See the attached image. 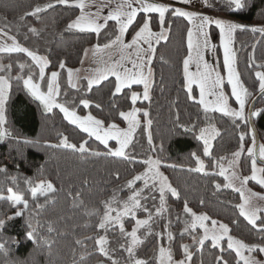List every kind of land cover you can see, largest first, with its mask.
<instances>
[{"label": "snow or ice", "instance_id": "6c2138e0", "mask_svg": "<svg viewBox=\"0 0 264 264\" xmlns=\"http://www.w3.org/2000/svg\"><path fill=\"white\" fill-rule=\"evenodd\" d=\"M58 6L73 13L66 31L95 34L96 43L83 49V56L88 58L91 54L98 67L84 76L80 75V69L67 67L63 59L58 60L60 71L49 72L52 66L49 56L25 46L18 38L19 28H26L25 38L27 34L40 37L44 28H38L35 22ZM93 7L96 11L91 10ZM217 7L221 12L239 14L248 11L253 4L251 0H174V3L47 0L24 11L16 21L5 19L2 22L0 54H22L19 58L26 57L27 61L17 65L19 74L14 77L12 63L0 64V72L4 73L0 75V142L11 140L30 147L67 151L84 164L102 160L131 166L123 170L109 169L101 178L119 186L112 188L110 196L102 199L98 208L85 212L94 220L91 228L95 235L73 239L72 264H90L89 258L94 253L104 258L103 264H264V143L258 142L255 128V119H264V106H259L264 103V59L258 60L256 48L252 47L242 71L234 47L238 31L259 35L262 39L256 44L264 46V12L259 26L248 27L241 21L215 18L202 10ZM29 18H34V23H28ZM174 18H183L189 25L181 88L186 101L203 114L200 124H186L181 121L180 111L175 112L176 128L190 133L201 143L199 154L190 153L194 162L191 166L166 161L162 155L164 145L154 143L152 133L153 93L159 87L153 61L158 46L169 39ZM213 26L218 30L219 46L223 49L224 73L205 59L206 52L217 48L212 42L210 29ZM130 30L132 34L128 38ZM102 33L106 38L103 43L100 42ZM192 65L196 67L194 72L190 70ZM62 71L66 72L67 85L74 90L71 95L61 92ZM244 71L248 72V77L244 76ZM13 79L42 106L45 119L62 114L63 119L85 135L73 142L61 132L58 142L42 143L10 131L7 109ZM82 80L86 84H81ZM102 84L109 88L111 98L127 102V108L118 105L115 99L108 105L96 100L93 90L100 91ZM194 85L198 95L194 94ZM174 103L178 105V99ZM78 108L95 109L100 113L108 108L109 115L98 118L92 111L80 115ZM216 114L229 118L238 130L237 149L230 155L217 156L213 152L214 141L221 135L214 123ZM138 131L142 135L146 133L151 155L134 154ZM204 158H208L207 162ZM243 168L247 171L242 172ZM162 169L196 174L210 181L213 197L218 198L224 189L238 193L240 202L233 205L237 214L229 222L214 218L203 210L207 207L204 198L198 200L199 209L194 210L187 188L176 185ZM122 172L124 182L121 184ZM38 173L36 179L21 177L11 174L7 165H0V175L9 181V186L0 191V202L13 209L11 214L0 216V264H36L34 259L15 255L21 241L10 235L8 229L20 219L24 222V240L31 244L33 252H46L52 264L55 246L58 239L66 235L62 229L71 217L45 218L43 214L56 206L62 192L73 209L81 208L85 190L100 182L96 176L83 174L78 185L70 183L65 191L63 183L58 186L52 179L43 177V166ZM250 181L261 191H254L249 186ZM21 182L26 186L28 198L19 190ZM124 192L126 195L122 196ZM170 199L181 201L180 212L174 214ZM240 217L246 221L245 227L254 239L246 241L234 234V228L240 227ZM110 233L118 235L115 244L109 238ZM149 237L153 238L155 250L151 258H141L138 250ZM206 253L211 255L210 261L206 260Z\"/></svg>", "mask_w": 264, "mask_h": 264}, {"label": "trees", "instance_id": "16d2710c", "mask_svg": "<svg viewBox=\"0 0 264 264\" xmlns=\"http://www.w3.org/2000/svg\"><path fill=\"white\" fill-rule=\"evenodd\" d=\"M47 0H0V26L6 19L8 21H16L24 11L31 9L36 5H42ZM253 7L248 11L232 14L228 12H221L224 16L245 23H252L255 26L261 24V13L264 12V0H251ZM78 12V10H77ZM73 15L72 12L64 10L58 6L56 10H50L48 13L42 14V18L35 22V26L38 28H44L40 37L27 34L26 28H19V39L25 46L32 49H36L40 54L48 55L52 61V66L48 70L60 71L58 68V60L63 59L66 61L67 67L79 69L83 60V49L90 48L96 43L95 34H81L75 31H66V24L69 22V18ZM28 23H34V18H29ZM111 23V22H110ZM189 27L187 21L183 18H174L171 21V33L167 43L161 42V45L157 48V57L153 61L154 70L157 73L158 88L154 89V104L152 106V114L154 119L153 124V140L154 143L159 145L163 143L165 152L162 154L163 158L168 162H174L177 164H184L185 166H191L194 162L190 158L191 152L202 151L201 143L193 139L190 133H183L176 128L175 124V112L177 110L181 113V121L183 123H198L202 121V112L198 108L194 107L190 102L186 101L185 93L181 88L182 83V60L186 56V32ZM14 31L16 29L14 28ZM212 33V42L217 45L215 50L218 59L219 70L224 73L225 70L222 66L223 60L220 56V46L218 38V30L213 26L210 29ZM131 30L129 31V37L131 36ZM87 37V38H85ZM105 36L102 33L100 42L103 43ZM259 35H253L250 32H240L235 34V49L238 56L239 68L243 71L245 67V61L247 55L250 53L252 47L256 48V56L258 60L264 59V46L256 44V41L261 40ZM22 54H12L11 56L6 54L0 55V60L4 65L9 63L13 64V70L11 75L14 77L18 73L17 65L21 62L27 61L24 57L21 60L19 57ZM163 57V59H161ZM30 62V61H29ZM27 71V70H26ZM0 75L4 73L0 72ZM244 76L248 77V72L244 71ZM161 79L163 83H161ZM251 77H249V83H251ZM109 84L108 81L104 82ZM86 84V82H82ZM61 92H68L69 95L74 91L67 85L66 72L62 71L60 76ZM109 87L111 85L109 84ZM101 90L94 89L95 99L101 101L104 105H108L115 99L118 105H122L127 108V102L120 98H111L109 95V88L104 87V84L100 86ZM163 89L161 91L160 89ZM226 90H229L226 87ZM194 93L197 94V89L194 88ZM64 98L63 95L61 97ZM179 101L178 105L175 101ZM256 99V97H254ZM251 106V105H250ZM259 106H264L261 103ZM58 113V110H55ZM78 114L86 115L89 111H92L98 118L101 116L109 115V109L105 108L104 113H100L95 109H77ZM42 106H38V102L35 101L28 93L26 89L22 88V85L12 80V88L10 92L9 104L7 109V117L9 121L10 131L14 130V133H18L20 136L30 140H40L42 143H56L59 139V133L63 132L68 135L70 140L75 142L85 135L80 132L75 126L70 125L62 114L53 115L52 119H45L42 114ZM216 120L214 123L220 129L221 135L214 141L213 152L217 156L230 155L232 151L237 149L238 143V130L235 129L230 119L227 117H220L216 114ZM117 122H119L117 120ZM122 127L126 125L121 124ZM202 126V125H201ZM255 128L260 140V143H264V119H255ZM135 144V153L140 157L152 153L148 150L147 135H143L138 131ZM207 162L208 158H204ZM243 162V161H242ZM0 165H7L9 172L13 175L19 174L21 177H30L36 179L40 173L38 169L43 166V177L52 179L58 186L63 183L65 191L70 183L76 185L79 184V177L83 174H89L96 176L99 183L93 187L85 190L83 197L84 205L81 208L73 209L71 202L65 198L62 192L58 197V203L54 208H50L43 215L47 217H55L57 215L70 216L71 219L62 229L66 235L58 239L55 246V252L51 257L52 264H72L71 250L73 247L74 238H82L85 235H95V232L91 228V224L94 222L93 218H89L85 215L86 211L98 208L100 201L107 198L111 194L113 187H118L116 184H108L101 178L106 176L109 169L114 168H130L131 166L109 163L108 161H94L87 164L81 163V161L68 153L67 151L46 150L44 148L30 147L27 145L17 144L15 141L4 140L0 142ZM166 175H169L170 179L174 183L182 188H187L189 193L190 206L194 207V210L199 209L198 200L204 198L207 203V207L204 211H208L214 218L222 219L224 222H229L236 214L237 211L233 205L239 203V194L233 192L231 189H224L222 193L217 197L211 195L212 187L211 182L196 174H186L180 171H172L170 169H162ZM247 171L246 168L242 169V172ZM222 180V178H217ZM124 182V174L122 172V178L120 183ZM6 186H9V181L0 175V191L4 190ZM20 191L27 193L26 186L21 182ZM122 196L126 195V192L121 193ZM225 203H220V201ZM170 207L174 214L182 210L181 201H173L170 199ZM13 209L3 202H0V216L5 213L11 214ZM241 221L240 227L234 228V234L243 238L246 241L254 239L248 228L245 227L246 221L243 218H239ZM88 224L89 227L85 228L84 225ZM75 227V236L73 235V228ZM159 230V227H156ZM24 222L23 219L13 222L8 229L10 235L16 236L21 245L16 249L15 255L19 258H30L36 261V264H49V256L46 252H33V248L30 243L26 242L23 237ZM109 238L113 244L118 240L117 234H109ZM92 245L89 244L91 249ZM155 250V244L152 237H149L145 244L138 250V256L141 258H151ZM120 255L119 252L116 253ZM90 264H103L104 258L98 253H94L89 258ZM206 260H211V255L206 253Z\"/></svg>", "mask_w": 264, "mask_h": 264}, {"label": "rangeland", "instance_id": "374dc122", "mask_svg": "<svg viewBox=\"0 0 264 264\" xmlns=\"http://www.w3.org/2000/svg\"><path fill=\"white\" fill-rule=\"evenodd\" d=\"M163 2H165V3H174V0H163ZM204 12H206L207 14H209V15H212L213 17H215V18H221V17H225V18H227V19H230V18H228V17H226V16H224L223 14H221L218 10H220L219 9V7H217V8H215V9H202ZM105 12H107L106 10H105ZM230 20H232V19H230ZM232 21H234V20H232ZM253 26H255L254 24H253ZM252 27V26H251ZM220 56H221V59L223 60V49H222V47L220 48ZM205 59L207 60V62H208V64L210 65V66H212L213 68H216L218 71H220L219 70V66H218V60H217V57H216V52L214 51H208V52H206L205 53ZM0 64H3V61L2 60H0ZM4 65V64H3ZM190 70L191 71H196V67H195V65H192L191 66V68H190ZM225 70V69H224ZM221 72V71H220ZM81 73H83V72H81ZM83 76H84V73L82 74ZM193 87H196L195 85L193 86ZM198 89V88H197ZM195 94V93H194ZM198 95V94H197ZM253 184H254V182H249V186L250 187H253ZM253 190L254 191H261V189L259 188V186H254L253 187Z\"/></svg>", "mask_w": 264, "mask_h": 264}, {"label": "crops", "instance_id": "0c3cea01", "mask_svg": "<svg viewBox=\"0 0 264 264\" xmlns=\"http://www.w3.org/2000/svg\"><path fill=\"white\" fill-rule=\"evenodd\" d=\"M97 2H100V0H97ZM91 10L96 11L95 7H93ZM105 10L107 11V9H105ZM106 13L107 12H105V14ZM97 67H98V65L93 62V60L91 59V54H90L88 58H85V57L83 58V63L81 65V67L79 68L80 69V75L83 76L82 75L83 73H84V75H86L90 70L95 69ZM81 72H83V73H81ZM82 82H83V80L81 81V84H82ZM84 82H86V81H84ZM194 88L197 89V87H193V91H194ZM197 94H198V89H197Z\"/></svg>", "mask_w": 264, "mask_h": 264}, {"label": "flooded vegetation", "instance_id": "af4514ba", "mask_svg": "<svg viewBox=\"0 0 264 264\" xmlns=\"http://www.w3.org/2000/svg\"><path fill=\"white\" fill-rule=\"evenodd\" d=\"M234 21H237V20H234ZM244 24H246L248 27H251V26H253V24L252 23H245V22H243Z\"/></svg>", "mask_w": 264, "mask_h": 264}, {"label": "water", "instance_id": "95a60500", "mask_svg": "<svg viewBox=\"0 0 264 264\" xmlns=\"http://www.w3.org/2000/svg\"><path fill=\"white\" fill-rule=\"evenodd\" d=\"M256 99H257V98H256ZM258 142H260L259 137H258Z\"/></svg>", "mask_w": 264, "mask_h": 264}]
</instances>
